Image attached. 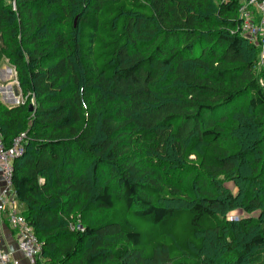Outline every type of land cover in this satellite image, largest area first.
<instances>
[{"label":"trees","instance_id":"trees-1","mask_svg":"<svg viewBox=\"0 0 264 264\" xmlns=\"http://www.w3.org/2000/svg\"><path fill=\"white\" fill-rule=\"evenodd\" d=\"M238 10L239 0H0V68H14L23 101L0 98V133L8 146L26 134L14 189L44 264H264V68ZM154 147L215 192L175 196ZM232 173L235 196L219 180ZM238 206L261 215L229 221ZM209 235L226 253L207 255Z\"/></svg>","mask_w":264,"mask_h":264},{"label":"built area","instance_id":"built-area-1","mask_svg":"<svg viewBox=\"0 0 264 264\" xmlns=\"http://www.w3.org/2000/svg\"><path fill=\"white\" fill-rule=\"evenodd\" d=\"M238 21L241 36L258 47V67L264 68V0H239ZM16 104H23L19 96ZM26 143L23 133L8 146L0 133V264H44V243L19 212L14 189V164L24 155ZM76 228L81 229L79 225Z\"/></svg>","mask_w":264,"mask_h":264},{"label":"rangeland","instance_id":"rangeland-1","mask_svg":"<svg viewBox=\"0 0 264 264\" xmlns=\"http://www.w3.org/2000/svg\"><path fill=\"white\" fill-rule=\"evenodd\" d=\"M6 64V63H5ZM3 69V68H2ZM0 69V71L2 70ZM4 69L7 71V69H9L11 71V74L9 75V77H7V80H3L2 77H0L2 79V81H0V85L1 86H7L10 84H14L17 85V76L15 73L14 68L10 65V64H6L4 66ZM259 69H263V68H259ZM5 73V72H4ZM1 74V73H0ZM3 74V73H2ZM163 81L165 83H163ZM169 81L168 79V74H165V76L161 79V82L158 84L159 88L164 89L165 86L167 85L166 83ZM262 83L264 85V80H262ZM167 87V86H166ZM3 93L8 94L7 97L6 96H2L0 95L1 101L3 102V104H5L6 106H16V100L17 97L19 95H11L9 92V90L7 88L3 89L2 88ZM15 92V91H14ZM20 97V96H19ZM22 99L26 100L25 96L21 95ZM32 107L34 109H36V102L34 101V99H31V102L28 105L29 107ZM257 132V131H256ZM244 139H248V136H245ZM238 139L235 138L234 136L230 137L227 136L225 137V145H227L229 147V149L232 151V153H234V150H239V143H238ZM245 147V146H244ZM243 147V148H244ZM242 148V149H243ZM149 150V149H148ZM263 150H264V145H263ZM163 150L159 147H154V149L150 150V153H152L153 156H155V158H157V160H161V161H167V168L168 171L165 173V182L167 184H172L174 186V192H175V196H179V195H189L190 198H194V199H199L201 197V195L203 194V191L206 190L209 192H215V186L213 185V183H211V179L200 175V173L190 167H182V168H178L177 167V163L173 161V158L175 157V155L172 153V155H164ZM248 161H251V157L247 158ZM160 162V161H159ZM246 166V165H245ZM249 167H243L242 165H238L237 167V171H240L241 174L243 175V180L245 181V179H247L249 181V177H250V171H248ZM251 169V168H249ZM237 174L235 175L232 173L231 175H229L228 177H220L219 180L222 181V183H224L225 187L228 188L232 194L235 196L240 192V186L237 184L236 182V178H237ZM249 175V176H248ZM264 175H262L261 177V184L264 186ZM243 182V181H242ZM246 187V186H244ZM259 187L258 183H253L251 181L250 185L248 184V189L250 190H256ZM218 194V193H217ZM217 196V195H216ZM17 205H18V209L19 212L22 213L23 211V206L20 204L19 200L17 201ZM173 205H176V203L174 202V200L170 201V203L165 204L166 207H171ZM177 205H181V202ZM246 209L242 206H238L235 207L234 209L231 210H227L224 215H226V217L228 218L229 221H238L240 219H248L250 217H260L261 215V211L260 210H255L252 211L251 214L247 213L245 211ZM264 230L263 227H260ZM257 228H252V230L248 231L247 233H249L248 235L241 234L242 237L244 238H248L250 239L252 237V235L257 233ZM206 247H207V255H212L214 253H220L221 252H225V247H223L222 245L219 246L218 243L215 242V238L214 235H209L207 236V240H206ZM223 250V251H221ZM160 254H163L162 252ZM231 256V255H230ZM232 257V256H231ZM231 257H226V258H222L220 263L221 264H227L229 263L231 260ZM229 260V261H228ZM233 264V262L231 263Z\"/></svg>","mask_w":264,"mask_h":264},{"label":"crops","instance_id":"crops-1","mask_svg":"<svg viewBox=\"0 0 264 264\" xmlns=\"http://www.w3.org/2000/svg\"><path fill=\"white\" fill-rule=\"evenodd\" d=\"M6 64H3L2 66H1V68L0 69H2L1 71H0V77H2V79L3 80H7V77H9V75L11 74V71L9 70V69H7V71L4 69V66H5ZM5 72V73H4ZM3 73V74H2ZM2 79L0 78V81H2ZM2 85V84H1ZM0 85V95H2V96H6L7 97V95L8 94H6V93H3V91H2V88L3 89H5V88H7L8 90H9V92H11V91H15V87H16V85H15V83L14 84H10V85H7V86H1ZM16 93V92H15ZM11 95H12V93H10Z\"/></svg>","mask_w":264,"mask_h":264},{"label":"water","instance_id":"water-1","mask_svg":"<svg viewBox=\"0 0 264 264\" xmlns=\"http://www.w3.org/2000/svg\"><path fill=\"white\" fill-rule=\"evenodd\" d=\"M16 95H19V94L16 92ZM29 108H30V111H34V108H32L31 106Z\"/></svg>","mask_w":264,"mask_h":264}]
</instances>
